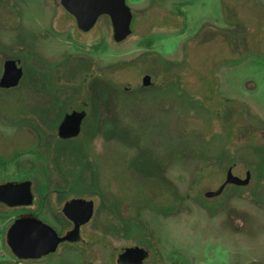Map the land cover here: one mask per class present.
Returning a JSON list of instances; mask_svg holds the SVG:
<instances>
[{"label":"rangeland","instance_id":"374dc122","mask_svg":"<svg viewBox=\"0 0 264 264\" xmlns=\"http://www.w3.org/2000/svg\"><path fill=\"white\" fill-rule=\"evenodd\" d=\"M127 4L133 31L115 42L108 15L83 31L59 0H0V76L6 57L20 58L25 71L18 86L0 87V182L30 179L38 190L61 182L44 170L66 169L73 193L94 199L102 217V175L120 181L123 194L117 190L121 197L108 207L122 222L110 224L116 242L103 250L110 256L103 264H117L111 251L123 235L158 248L157 264H264V0ZM90 71L99 75L87 88L101 87L100 97L114 104L109 114L99 96H84ZM145 73L158 84L140 92ZM126 87L132 91L123 95ZM85 100L93 105L85 107L83 133L60 139L59 122ZM230 166L241 178L250 170V183L207 198ZM159 168L171 169L164 178L175 191L166 215L156 208L167 210V186L145 180ZM145 187L150 208L138 195ZM132 191V200L123 198ZM19 210L0 203V233ZM75 247L62 243L21 261L0 235V264H86Z\"/></svg>","mask_w":264,"mask_h":264},{"label":"flooded vegetation","instance_id":"af4514ba","mask_svg":"<svg viewBox=\"0 0 264 264\" xmlns=\"http://www.w3.org/2000/svg\"><path fill=\"white\" fill-rule=\"evenodd\" d=\"M59 2H60V0H59ZM65 11H67V10L65 9ZM9 59H15L18 61V65L23 68V77H24V73H25L24 62L20 58L6 57L5 60L3 61L0 80H1V77H2L3 72H4L5 62ZM68 59H70V58H68ZM91 67H92V65H91ZM91 73H92V71L87 72L86 76L83 79V81H84L83 86L84 87H83L82 91L86 92V94H84V93L83 94L85 97H88V98L90 95H92L94 97L99 96V99L103 101L102 105H103L104 110L109 114L111 111V107H114V104L110 103V98L108 96L105 99H102L100 97L101 92H99V90L101 87L94 88L92 90L87 88L88 86L86 84L90 83L94 79V77H96V75H99V73H94L92 75H91ZM145 76H150V81L147 85H144V82H143V79ZM23 77H22V79H23ZM103 77H104L103 81L105 82V80L108 79L106 77L105 73L103 74ZM22 79H21V81H22ZM157 80H159L158 77L153 76V75L148 74V73H145L142 77L143 87L141 89H138V90L140 92H142V91H147L149 89H154L155 86L158 84ZM21 81H20V83H21ZM131 91H132L131 88L126 87L124 89V92L123 91L122 92H123V95H126L127 93L128 94L131 93ZM88 94H89V96H88ZM106 94H107V91H106ZM90 101L91 100L83 101L84 106L83 107L80 106V108H75L72 106L70 111H68L63 116L61 121L59 122V125L56 128V130H57L56 136H58L62 140H69L72 138H77L83 133V123H84V120L88 116V113H87L85 107H91L93 105V103L91 104ZM123 106L124 105H122V107ZM120 107H121V105H120ZM73 113L82 117L81 120L79 121V124H78L79 133L76 136L61 137L59 134L60 127H61L62 123L64 122L65 117L68 114H73ZM70 125L74 126V124L73 123L71 124V122H70ZM71 128L68 129V132L71 130ZM68 132L66 131L67 134H70ZM104 139H110V137L107 135V136H105ZM169 154L170 153L168 152V154H167L168 157H169ZM21 155H23L21 152H19V151L16 152L12 156V158H13L12 160H14L15 156L19 157ZM53 155H56V152L53 153ZM7 159H11V158H7ZM90 170H91V168H90ZM169 171H171V169H169V168L153 169L151 171V173H149V176L145 179V180H152V181H155L156 179L157 180L160 179V181H162L163 185L167 186V188H168V190H167L168 199L166 201L168 203H170L167 205V207H168L167 210H164L166 208L158 209L155 207L157 209L156 210L157 213H162L164 215L169 214V212L171 211L170 208L172 207V204L174 203V194H175L174 193L175 192L174 187L168 181L169 180L168 177L164 178V176L166 175L165 172L168 173ZM43 173H44L43 175H45V176H52L54 181L55 180L57 181V177H58L61 179V182L60 183H57V182L56 183L55 182L54 183H47V184L42 185L37 190L36 185H34V182L30 179H26V180H29L32 182V191H33V195H34V201L32 204L24 205V206L22 205V206L11 207L2 201H0V203L3 204L4 206L11 207L12 209H22V210L18 211L16 218H18L19 216H21L23 214H33L34 216L43 220L45 223H48V221L45 219L46 217H43V215L59 221V223H60L59 227L57 229L54 227L57 231V234L60 236H63V237L64 236L68 237V239L62 241L59 244V246L62 243L76 245V247H75L76 251H78L79 254H81V256H83V257L85 256V258H86L85 263L86 264H103L105 257L109 256V254H105L103 250H105L106 247L111 249L110 247H111L112 243L115 241L114 240L115 238L113 239V237L116 236L111 231L110 224H111V222H113V224L116 225L118 223L121 224V222H122V221H119V219H118V221H116L117 217L115 218L114 215H111V212H109V207H108V205H110L111 203L117 202V198L119 199L121 197V195L116 192L117 190L121 191V192H122L121 189L124 190V188L121 187L122 185L120 186V181H116V179H112L110 182H108L107 179H109V177L102 175L100 182L102 183V186H103V189L105 192V198H103V200H102V202H103L102 207H103V213L104 214L102 217H100V212H99L100 210H99V207H98V205L94 199H92L90 197L89 198L83 197V196L79 195L78 193H76V194L73 193L74 190H72L70 184L68 183L69 176L67 175L68 173H66V169L50 168V169L44 170ZM160 176H161V178H160ZM26 180H24V179L23 180L5 179L4 181L0 182V184H4L7 182H11V181H26ZM114 184L118 187L116 190L113 188ZM229 185L239 186V185H235V184H227L225 186V188ZM98 186H100V184L93 183L91 189L94 191H98L97 190ZM129 190H131V189H129ZM213 191H215V190H213ZM213 191H207V192H213ZM148 192H149V190L146 189V187L142 192L139 193V191H138V195L141 194V196H143V198H144V201L147 200L145 202V208L153 207V206H150V203L152 201L149 198L150 195ZM111 193L113 195L112 198H111ZM206 193H205V195H206ZM122 194H123V192H122ZM133 194H134L133 191L130 192L129 194L125 193L123 198H125L126 200H132L134 197ZM221 194H219L217 196H211V197L206 196V197L207 198H214V197L220 196ZM129 195H133V196H129ZM54 196H57L58 199L54 200ZM157 196L161 197L162 193L160 195L157 194ZM76 198H83L86 200H92L93 201L92 216H91L90 220L87 221L86 223L79 224V226H78V224H76V222L74 220L70 219L64 211V207H65L66 203L71 201L72 199H76ZM114 199H116V200H114ZM56 203H57V205H55ZM140 204L144 205V202H142ZM35 205L37 206V208L33 209ZM151 209H153V208H151ZM15 219L13 220L11 225L14 223ZM93 219L100 220L99 223L101 222V224L98 225V227L96 229L88 230V228L86 226L89 223H91L93 221ZM131 220H133L137 223V228L141 227L142 220H140V217L136 216L134 218H131ZM11 225H10V227H11ZM8 230H7V232L0 233V235H6L7 236ZM139 236L140 235H135V236L130 235L129 237H125V235H123L124 238L119 240V242L117 243L119 246L116 245L115 247H113V250L111 251V257L113 258V260L117 264H148L149 261H150V264H157L158 263L159 249L154 247V245L152 243H150V247L146 246V245L144 246L142 244V242L140 241L141 238L138 239ZM6 239H7V237H6ZM59 246H58V248H59ZM87 252H88V256H87Z\"/></svg>","mask_w":264,"mask_h":264},{"label":"water","instance_id":"95a60500","mask_svg":"<svg viewBox=\"0 0 264 264\" xmlns=\"http://www.w3.org/2000/svg\"><path fill=\"white\" fill-rule=\"evenodd\" d=\"M60 2L75 17L78 27L83 31H89L100 16L108 15L112 22L115 42H122L132 34L133 11L127 4V0H60ZM22 77L23 68L18 65V61L9 59L4 65L0 86L3 88L16 87ZM149 81L150 76H145L144 85H147ZM76 115L73 113L65 117L60 127L61 137L76 136L79 133L78 124L82 117ZM70 122L74 126L70 125ZM69 128L71 130L68 132ZM251 177L250 170L246 171L245 178H241L233 173V167L230 166L224 183L217 190L207 192L206 196L221 194L227 184L246 186L250 183ZM0 201L11 207L32 204L34 201L32 182L26 180L0 184ZM92 209L93 201L83 198L72 199L64 207L66 215L78 226L90 220ZM6 237L13 254L21 261L37 259L53 253L57 251L62 241L68 239L66 236L58 235L53 226L33 214H23L16 218Z\"/></svg>","mask_w":264,"mask_h":264}]
</instances>
